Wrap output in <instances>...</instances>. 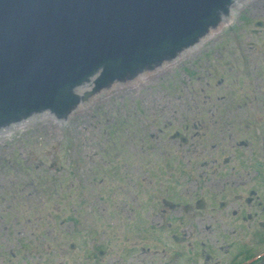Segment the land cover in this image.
I'll return each instance as SVG.
<instances>
[{
  "label": "rangeland",
  "instance_id": "374dc122",
  "mask_svg": "<svg viewBox=\"0 0 264 264\" xmlns=\"http://www.w3.org/2000/svg\"><path fill=\"white\" fill-rule=\"evenodd\" d=\"M261 99L264 0H246L233 28L177 62L70 118L30 123L0 140V264H148V255L168 264L174 249L160 232L156 252L139 254L151 240L133 227L131 208H148L144 183L153 179L161 194L183 182L184 164L221 161L239 139L260 141ZM175 131L190 138L187 146L169 137ZM95 237L106 256L90 249Z\"/></svg>",
  "mask_w": 264,
  "mask_h": 264
},
{
  "label": "water",
  "instance_id": "95a60500",
  "mask_svg": "<svg viewBox=\"0 0 264 264\" xmlns=\"http://www.w3.org/2000/svg\"><path fill=\"white\" fill-rule=\"evenodd\" d=\"M234 1L0 0V126L44 110L64 117L78 99L83 102L65 118L82 112L163 68L89 95L195 44L230 5L220 25L235 15L226 27L233 28L246 0ZM49 120L56 119L29 117L0 130V140Z\"/></svg>",
  "mask_w": 264,
  "mask_h": 264
},
{
  "label": "flooded vegetation",
  "instance_id": "af4514ba",
  "mask_svg": "<svg viewBox=\"0 0 264 264\" xmlns=\"http://www.w3.org/2000/svg\"><path fill=\"white\" fill-rule=\"evenodd\" d=\"M261 101L264 103V99ZM262 118L260 141L239 139L233 141L235 147L233 144L229 147L230 156L222 157L221 161L210 157L184 164L187 167L179 169L186 177L183 182L170 181L161 194L153 179L144 183L143 191L150 196L148 208L142 205L137 210L131 208L133 227L138 228V234L144 227L151 240L150 244L139 246V254L150 253L152 249L150 255L156 252L155 233L160 232L165 236V244L174 249L169 251L168 264H264V115ZM179 141L187 146L190 138L185 136ZM210 148L215 154L220 147L214 143ZM206 154L213 155L209 151ZM168 172L167 177H171ZM133 199L137 200L138 195ZM119 222L122 226L125 223L123 218ZM136 243L129 245L134 247ZM100 251L101 256L107 255L104 249H97V253ZM137 257L129 252V262H137ZM126 258H118L117 262L121 264ZM148 258L151 259L148 264H154L149 255ZM110 261L104 260L107 264ZM10 262V258L6 259V264Z\"/></svg>",
  "mask_w": 264,
  "mask_h": 264
},
{
  "label": "bare ground",
  "instance_id": "6f19581e",
  "mask_svg": "<svg viewBox=\"0 0 264 264\" xmlns=\"http://www.w3.org/2000/svg\"><path fill=\"white\" fill-rule=\"evenodd\" d=\"M243 2H245V1H243ZM243 2H241V4H242Z\"/></svg>",
  "mask_w": 264,
  "mask_h": 264
}]
</instances>
